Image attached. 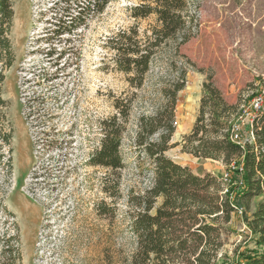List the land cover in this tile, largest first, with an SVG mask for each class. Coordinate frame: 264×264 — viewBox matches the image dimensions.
<instances>
[{"label": "rangeland", "instance_id": "obj_1", "mask_svg": "<svg viewBox=\"0 0 264 264\" xmlns=\"http://www.w3.org/2000/svg\"><path fill=\"white\" fill-rule=\"evenodd\" d=\"M57 1L11 0L9 49L0 58V251L7 232L6 237L18 236L14 264H127L135 245L126 196L145 190L153 179L133 146L136 119L163 103L161 88L183 68L186 84L176 97L172 147L165 155L194 174L217 176L222 191L228 190L222 194L242 207L243 213L232 212L225 225L218 261L240 264L238 256L247 250L263 254L244 221L264 201L263 192L247 208L239 198L242 175L220 160L183 152L180 143L196 121L204 83L212 82L234 106L228 111L230 124L264 88V0H187L190 8L199 6L194 37L178 55L171 44L159 49L140 88L115 70L107 45L121 30L136 28L144 39L156 25L152 16H130L141 0H110L103 11L84 13L78 29L58 36L52 34ZM118 99L132 108L122 138L124 167L112 172L87 161L102 138L101 122L115 113ZM241 128L247 135L250 123ZM43 166L52 168L50 177L38 176ZM224 174L230 175L229 183ZM116 179L121 197L103 194L105 181ZM101 201L117 207L116 217L99 216Z\"/></svg>", "mask_w": 264, "mask_h": 264}, {"label": "trees", "instance_id": "obj_2", "mask_svg": "<svg viewBox=\"0 0 264 264\" xmlns=\"http://www.w3.org/2000/svg\"><path fill=\"white\" fill-rule=\"evenodd\" d=\"M109 1L58 0L53 8L52 25L55 28L52 34L64 35L78 29L84 13L103 11ZM198 8V5L190 8L187 0H141L133 5L130 10L132 18L152 16L156 25L144 35V39L139 38L136 28L121 30L108 38L107 46L114 54L111 60L115 70L127 75L132 87H142L159 49L171 44L174 55H178L179 48L194 37ZM12 16L11 0H0V58L9 49L5 35ZM62 20L68 24L59 30ZM168 64L174 66L173 59ZM185 76L186 70L179 68L176 77L160 90L163 103L136 119L133 146L149 165L153 179L145 190L130 192L126 196L127 225L135 245L127 264H224L218 261L217 252L223 245L221 235L227 231L225 225L230 223L233 206L229 197L222 194L221 180L205 172L194 174L187 166H181L165 155L172 147L176 97L185 87ZM1 106L3 100L0 96ZM131 108L130 102L115 100V113L101 122L102 138L90 155L88 165L112 172L124 167L122 138ZM231 109L234 106L225 103L212 82L204 83L198 116L180 145L183 152L195 158L220 160L227 168L231 163H240L243 188L239 198L249 208L250 200L264 191V113L253 121V142L241 147L228 138L231 123L228 111ZM239 112L234 119L241 115ZM51 169L43 166L38 176L50 177ZM101 190L112 198L122 195L118 179L113 183L105 181ZM158 199L161 201L156 205ZM116 208L101 201L97 211L100 217L113 219ZM244 221L255 238V246H263L264 201L259 202L251 217H244ZM6 236L7 232L1 241L0 264H14L13 257L18 258L19 253L18 236ZM238 257L244 264H264V253L247 250Z\"/></svg>", "mask_w": 264, "mask_h": 264}, {"label": "built area", "instance_id": "obj_3", "mask_svg": "<svg viewBox=\"0 0 264 264\" xmlns=\"http://www.w3.org/2000/svg\"><path fill=\"white\" fill-rule=\"evenodd\" d=\"M264 103V88H261L258 93H256L254 95V97L251 99L250 103L247 105V107L243 110V114L239 117V120L235 121V123L230 124L229 125V129H228V138L229 140L234 143L237 144L241 147H244V145L246 143H252L254 140V135H253V121L255 118L258 117V115L261 113V108L262 105ZM244 122H249L250 123V131L247 133V135L244 136V134H242V126ZM231 170H235L237 171L240 175H242V167L240 163L234 164L231 163L229 165ZM224 181L226 183H229V181L231 180L230 175L228 174H224ZM238 185L242 186V181H238ZM228 192V190L223 191V193ZM263 196H264V191H263ZM233 206V212L238 213V214H242L243 213V209L242 207L235 205L232 203ZM262 251H264V244L261 247ZM240 264H244V262L240 263Z\"/></svg>", "mask_w": 264, "mask_h": 264}]
</instances>
